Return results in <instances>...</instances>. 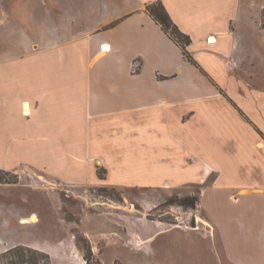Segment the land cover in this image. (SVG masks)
<instances>
[{
    "label": "crops",
    "instance_id": "obj_1",
    "mask_svg": "<svg viewBox=\"0 0 264 264\" xmlns=\"http://www.w3.org/2000/svg\"><path fill=\"white\" fill-rule=\"evenodd\" d=\"M156 1L190 37L194 62L147 11ZM263 9L264 0H8L0 170L125 192L197 188L208 225L174 227L220 264H264ZM30 186L0 182V254L24 245L79 264L63 227L55 242L30 235ZM169 228L119 243L160 263L166 249L153 245Z\"/></svg>",
    "mask_w": 264,
    "mask_h": 264
},
{
    "label": "rangeland",
    "instance_id": "obj_2",
    "mask_svg": "<svg viewBox=\"0 0 264 264\" xmlns=\"http://www.w3.org/2000/svg\"><path fill=\"white\" fill-rule=\"evenodd\" d=\"M7 1L0 0V10L5 8ZM46 179L34 171L21 173L0 170V181L30 184L34 189L29 190L30 202L25 204L37 214H34L36 220L30 221L34 223L29 230L30 235L36 236L38 240H43L44 236L49 235L52 242H55L63 233L61 229L63 227L66 235L74 239L82 253L83 260L79 264H107L103 261L104 258L111 262L109 259L115 250L120 260L115 258L110 264H149L150 261L156 264H220L215 252L203 239L186 234L178 226L174 227L182 225L190 228L198 223L200 229H204L206 220L198 202H195L194 207L179 204V201L192 196L198 200L197 188L179 187L167 192L158 188L156 191L140 193L125 192L120 188L108 186L63 185L50 183ZM21 194L17 192L16 197ZM17 203L22 204L20 198ZM88 215L91 218L86 223ZM106 222L115 225L114 230L102 227ZM86 224L94 230L91 231V237L86 232ZM167 227L171 228L160 233L153 245L166 249V253L160 255V263L153 257L150 260L144 251H136L129 245L126 247L119 243L129 244L130 240L134 241L136 231H144L146 235H150L159 228ZM91 239L97 244L95 253L92 251ZM131 244L130 246H133ZM87 245L91 248L89 255L83 248V246L87 248ZM29 255L25 252V257ZM85 255L89 256L88 260L85 259ZM38 260L39 264H45V260L40 257ZM0 264L29 263L20 262L18 256L12 255L1 258ZM51 264L74 263H70L66 258H57L51 261Z\"/></svg>",
    "mask_w": 264,
    "mask_h": 264
},
{
    "label": "trees",
    "instance_id": "obj_3",
    "mask_svg": "<svg viewBox=\"0 0 264 264\" xmlns=\"http://www.w3.org/2000/svg\"><path fill=\"white\" fill-rule=\"evenodd\" d=\"M149 14L153 17V19L160 24L161 28L169 35L171 39H173L183 50V53L185 57L191 61L194 62L192 57L188 54L186 51V45L190 42V37L183 33L177 25L172 21L169 14L167 13L166 9L164 8L161 1L153 2L146 7ZM262 25L264 27V9L262 12ZM2 171V170H1ZM99 174L100 171H99ZM3 182V181H0ZM197 201V197H190L188 199H184L183 201H179V204L181 205H190L191 207H194L195 202ZM167 202V201H166ZM178 202V201H175ZM83 248L86 250V252L91 254V248L89 245H87V248L83 246ZM25 252H28L30 255L25 257ZM18 256L19 261L23 263H29V264H39L38 257L45 260V264H51L50 256L43 251L30 248L24 245H17L15 247H12L0 254V259L7 256ZM85 259L88 260L89 256L85 255Z\"/></svg>",
    "mask_w": 264,
    "mask_h": 264
},
{
    "label": "built area",
    "instance_id": "obj_4",
    "mask_svg": "<svg viewBox=\"0 0 264 264\" xmlns=\"http://www.w3.org/2000/svg\"><path fill=\"white\" fill-rule=\"evenodd\" d=\"M139 66H140V61L138 59H133V61L131 62V71L132 72H136L139 69ZM197 222H198V219H197ZM207 225L208 224H206L205 226H207ZM191 227H194L196 229H199L200 228V225L197 223V224L192 225Z\"/></svg>",
    "mask_w": 264,
    "mask_h": 264
},
{
    "label": "bare ground",
    "instance_id": "obj_5",
    "mask_svg": "<svg viewBox=\"0 0 264 264\" xmlns=\"http://www.w3.org/2000/svg\"><path fill=\"white\" fill-rule=\"evenodd\" d=\"M34 219L36 220V217H34Z\"/></svg>",
    "mask_w": 264,
    "mask_h": 264
}]
</instances>
